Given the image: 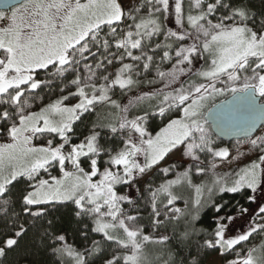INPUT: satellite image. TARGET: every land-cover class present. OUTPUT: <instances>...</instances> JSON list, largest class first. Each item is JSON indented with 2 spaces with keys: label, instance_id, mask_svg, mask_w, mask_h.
Here are the masks:
<instances>
[{
  "label": "snow or ice",
  "instance_id": "obj_1",
  "mask_svg": "<svg viewBox=\"0 0 264 264\" xmlns=\"http://www.w3.org/2000/svg\"><path fill=\"white\" fill-rule=\"evenodd\" d=\"M260 5L0 0V264L29 233L53 264H264Z\"/></svg>",
  "mask_w": 264,
  "mask_h": 264
},
{
  "label": "trees",
  "instance_id": "obj_2",
  "mask_svg": "<svg viewBox=\"0 0 264 264\" xmlns=\"http://www.w3.org/2000/svg\"><path fill=\"white\" fill-rule=\"evenodd\" d=\"M252 3L257 9L261 7L260 0H252ZM217 102H219V100H217ZM86 125L87 121L85 122V125H81V133L86 131ZM234 143L235 142L224 144L233 145ZM138 196L139 194H136L133 198H137ZM235 199H239V196L234 197L232 194H224L223 196V200L229 202H234ZM246 206L254 208V203L247 204ZM229 211H231V209H229ZM216 215L218 214L215 213L213 209H204L202 214L203 226L210 228L214 224V217ZM53 218L56 220L58 228L68 234L69 242H74L78 247L83 245V241L79 237L80 225L73 216L72 205L59 207L58 210L53 213ZM141 223L145 225L149 223L147 212L144 213V219ZM154 247L155 246H149L148 250L151 251ZM213 255H215V253H212L210 258ZM3 264H53V258L49 255L46 246L42 244L33 233H29L21 240L19 247L8 252L7 256L3 259Z\"/></svg>",
  "mask_w": 264,
  "mask_h": 264
},
{
  "label": "rangeland",
  "instance_id": "obj_3",
  "mask_svg": "<svg viewBox=\"0 0 264 264\" xmlns=\"http://www.w3.org/2000/svg\"><path fill=\"white\" fill-rule=\"evenodd\" d=\"M173 159H178V156L173 157ZM253 159H255L254 155L248 156L247 159L242 160L240 162L241 163V166H243L244 163L251 162V160H253ZM120 192H121V194H129V195H132L133 193H135V189L129 190L127 188V186H122L120 188ZM256 195L258 196V198H260V202H264V193L258 192ZM255 207H256V205L254 204V208ZM241 227H246V225L244 224V221L242 219H239L238 218V220L235 221V223L232 226V231L233 232H238ZM256 240L254 242L259 243L260 242V237H258V238L256 237ZM210 259L211 260H214L215 261V264H222L221 258H219L216 254L213 255Z\"/></svg>",
  "mask_w": 264,
  "mask_h": 264
},
{
  "label": "water",
  "instance_id": "obj_4",
  "mask_svg": "<svg viewBox=\"0 0 264 264\" xmlns=\"http://www.w3.org/2000/svg\"><path fill=\"white\" fill-rule=\"evenodd\" d=\"M223 143H232L235 142L234 138L232 136H224L222 138Z\"/></svg>",
  "mask_w": 264,
  "mask_h": 264
}]
</instances>
